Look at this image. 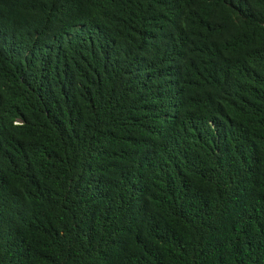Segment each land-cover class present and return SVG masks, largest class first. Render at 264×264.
<instances>
[{
	"label": "trees",
	"instance_id": "obj_1",
	"mask_svg": "<svg viewBox=\"0 0 264 264\" xmlns=\"http://www.w3.org/2000/svg\"><path fill=\"white\" fill-rule=\"evenodd\" d=\"M0 264H264V0H0Z\"/></svg>",
	"mask_w": 264,
	"mask_h": 264
}]
</instances>
